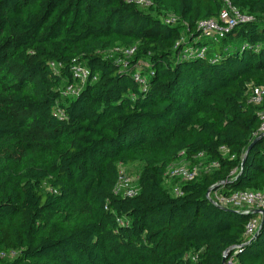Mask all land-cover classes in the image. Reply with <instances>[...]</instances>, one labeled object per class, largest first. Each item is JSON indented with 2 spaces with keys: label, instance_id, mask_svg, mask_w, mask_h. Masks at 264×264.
Segmentation results:
<instances>
[{
  "label": "trees",
  "instance_id": "obj_1",
  "mask_svg": "<svg viewBox=\"0 0 264 264\" xmlns=\"http://www.w3.org/2000/svg\"><path fill=\"white\" fill-rule=\"evenodd\" d=\"M151 2L0 0V264H224L236 247L227 261L264 264V225L244 239L253 217L207 198L264 192V100L249 101L264 0ZM228 4L250 21L206 39L199 23L224 25ZM116 48L136 49L127 66ZM75 64L97 79L64 97ZM182 160L219 167L174 196L166 174ZM135 164L137 194H117Z\"/></svg>",
  "mask_w": 264,
  "mask_h": 264
},
{
  "label": "built area",
  "instance_id": "obj_2",
  "mask_svg": "<svg viewBox=\"0 0 264 264\" xmlns=\"http://www.w3.org/2000/svg\"><path fill=\"white\" fill-rule=\"evenodd\" d=\"M128 3L134 2L136 5L143 9L151 7V0H126ZM250 21L249 18L243 16L237 9L233 8L228 4V8L222 11L220 16V22L224 25H221L219 21L206 20L199 23V30L202 32L203 36L206 39H215L216 37H223L228 34L234 27L239 23H244ZM178 22L177 18L174 15H170L164 19V23L167 25H176ZM136 49H119L116 48L113 50L114 54L123 55L125 58L118 57L117 64L127 66L128 60L134 55ZM206 49H202L199 53L204 55ZM149 68V65L143 62H139L137 68ZM72 74L75 83L68 86L64 91V97H77L84 85L92 78L93 81H96V77H92L91 71L83 66V64H75L72 67ZM134 81L142 86L146 85V78L142 75L141 72L136 71L133 75ZM264 100V85L262 86H252L250 88V103L254 107L262 105ZM59 114L60 111H58ZM259 118L261 125L259 128V133L264 135V111L259 113ZM225 149H222V152ZM202 156V155H200ZM234 157H232L233 159ZM202 165H191L189 167L180 164L173 165L169 168L166 174V184L171 188V192L174 196H181L182 190L178 184L172 185L175 180H180L181 183H191L194 182L201 172L208 173L212 168H218V164H213L203 168ZM123 169V168H122ZM122 169L119 174V180L116 187V193L121 194L125 197H134L138 190L136 187L131 185V180L125 176L122 172ZM212 189H210L211 191ZM208 200H210L216 206L232 210L236 214L249 215L253 218L245 227L244 239L254 237L263 222L264 219V192L261 191H241L226 195L223 193L221 186L217 187L215 190L208 192ZM241 248V246H240ZM238 247L232 248V250H237ZM235 256V253H233ZM227 264H235L233 258L228 260Z\"/></svg>",
  "mask_w": 264,
  "mask_h": 264
},
{
  "label": "rangeland",
  "instance_id": "obj_3",
  "mask_svg": "<svg viewBox=\"0 0 264 264\" xmlns=\"http://www.w3.org/2000/svg\"><path fill=\"white\" fill-rule=\"evenodd\" d=\"M108 55H109L110 57H114V56H115V54L113 53V51L108 52ZM179 164H180L181 166H183V165H185V166H187V167L191 166L190 163H187L185 160H182ZM141 168H142V166H140V165H138V164H135V165H133V166H131V167H125V168L122 169V172L125 174V176H126L127 178H129V179L131 180V185H133L134 187H135V185H136L137 175H138L139 171L141 170ZM174 183L180 185V184H181V181H180V180H175ZM168 188L170 189V187H168ZM233 252H234V251H233L232 248H231V249H229L228 254H229V255H231V254L233 255ZM223 260H224V259H223ZM227 262H228V261H226L225 264H227Z\"/></svg>",
  "mask_w": 264,
  "mask_h": 264
},
{
  "label": "water",
  "instance_id": "obj_4",
  "mask_svg": "<svg viewBox=\"0 0 264 264\" xmlns=\"http://www.w3.org/2000/svg\"><path fill=\"white\" fill-rule=\"evenodd\" d=\"M254 144L255 143H253L250 147H249V151L252 149V147L254 146ZM246 156H247V153H246V155H245V158H244V161H245V159H246ZM244 161H243V163H244ZM217 187H215V188H213L211 191H213V190H215ZM211 191H209V192H211ZM263 225H264V219H263V222H262V225H261V227H260V229L263 227ZM228 252H229V250H227L225 253H224V264L226 263V261H227V255H228Z\"/></svg>",
  "mask_w": 264,
  "mask_h": 264
}]
</instances>
